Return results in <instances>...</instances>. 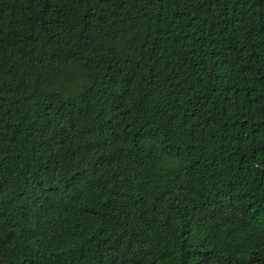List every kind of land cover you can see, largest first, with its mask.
Instances as JSON below:
<instances>
[{"label":"trees","instance_id":"1","mask_svg":"<svg viewBox=\"0 0 264 264\" xmlns=\"http://www.w3.org/2000/svg\"><path fill=\"white\" fill-rule=\"evenodd\" d=\"M262 37L264 0H0V264L264 243Z\"/></svg>","mask_w":264,"mask_h":264},{"label":"clouds","instance_id":"2","mask_svg":"<svg viewBox=\"0 0 264 264\" xmlns=\"http://www.w3.org/2000/svg\"><path fill=\"white\" fill-rule=\"evenodd\" d=\"M209 25H212V24L209 21H206L204 22L202 27L205 30ZM261 40L262 42H264V37H262ZM33 88H34V85L31 83V81H30V84L25 86V89L28 92L32 91ZM0 173H1V168H0ZM0 178L2 177L0 176ZM3 180L9 181L12 184H14L10 180H7V179H3ZM16 187L19 188L18 186ZM140 217H141V221L145 223V221L143 220V217L141 215ZM199 254L201 253H199V250H197L192 256L194 255L198 256ZM216 254L217 256L214 260L219 264H264V243L259 244L258 242H253V243L249 242V244L246 246L245 252L242 254H235V255H231V254L223 255L222 253L220 254L216 253Z\"/></svg>","mask_w":264,"mask_h":264}]
</instances>
